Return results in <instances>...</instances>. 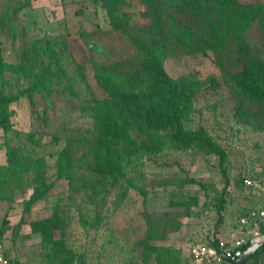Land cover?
I'll return each instance as SVG.
<instances>
[{"label":"rangeland","instance_id":"1","mask_svg":"<svg viewBox=\"0 0 264 264\" xmlns=\"http://www.w3.org/2000/svg\"><path fill=\"white\" fill-rule=\"evenodd\" d=\"M142 8L131 0L119 20L110 13L119 9L111 1L0 0V55L18 64L37 44L50 46L49 56L37 55L35 65L52 73L51 94H36L33 105L27 99L11 104L13 128L0 129V243L9 264H62L67 252L83 253L88 264H194L189 244L218 228L229 235L239 223L232 188L245 189L246 177L263 180L264 130L254 126L264 122V99L255 102L247 93L264 88V17L229 45L228 75L210 51L163 61L165 75L194 92L184 128L204 130L226 152L229 185L223 220L215 225L224 185L218 156L171 128L133 117V103L152 99L146 76L124 67L147 40ZM118 70L115 81L105 75ZM245 73L250 82L232 78ZM210 77L217 87L209 86ZM106 103L126 109L121 118L140 147L110 166L97 158V106ZM10 146L15 169L7 167ZM62 166L75 177L105 182L103 194L71 185Z\"/></svg>","mask_w":264,"mask_h":264},{"label":"trees","instance_id":"2","mask_svg":"<svg viewBox=\"0 0 264 264\" xmlns=\"http://www.w3.org/2000/svg\"><path fill=\"white\" fill-rule=\"evenodd\" d=\"M99 1H111L119 8L115 12L110 11L113 18L122 20L127 17V14L121 11V7L129 6L131 0ZM139 2L143 6L140 12L141 16L149 20L146 25L147 40L143 45L137 46L138 50L128 57L124 67L128 66L129 72H132L133 67H137L146 76L143 80V85H146L144 89L152 96V99L147 103H133L131 105L132 113L135 112L133 117L135 121L145 124H157L161 128H171L179 137L192 138L198 147L209 149L218 156V165L224 176V185L217 207L215 225H218L223 220L221 210L225 207L224 195L229 185L224 168L226 152L204 130H186L184 128L185 121L191 120L188 104L193 99L194 92L191 88H181L178 81L168 78L164 72L163 61L178 55H205L210 51L223 74L228 75L229 73L224 70L228 47L241 42L245 31L264 17V2L251 0H139ZM46 47L42 48L37 44L36 52L31 53L24 62L18 64L8 63L0 55V129L2 131L13 128L14 110L10 108L11 104L24 99L32 104L36 94H41L44 97L51 94L50 77L52 73L39 70L35 65L37 55L40 57L42 55L49 56L51 47ZM119 71L106 72L105 75L115 81ZM123 75H127V73ZM232 78L235 82H250L252 79L247 73L240 77L235 75ZM207 81L212 88L219 84L214 77L208 78ZM247 95L255 102H262L264 88H255L248 91ZM97 107L100 109V116L97 117L99 126L98 160L101 164L110 166L122 159H129L128 155L131 154L132 149L139 151L140 147L131 138L129 126L121 118V112H125L126 109L121 105L114 106L112 103L100 104ZM254 129L264 130V122L254 126ZM29 138L35 141L31 134ZM147 149L156 151L160 147L147 145ZM14 150L15 148L11 146L8 148L7 167L9 169H15L18 166V161L14 158ZM113 171L117 174L118 165ZM114 173L109 176L113 177ZM60 174L68 179L71 185L79 182L82 189L95 194H103L105 188L103 181L85 176L75 177L67 167L63 166L60 168ZM104 179L109 181L107 176ZM80 219L83 220L82 217ZM33 226L39 227L37 224ZM40 229L43 228L40 227ZM218 229L209 238L202 239L200 242L209 245L215 244L218 240L216 237ZM259 229L263 233L264 225L259 226ZM43 233L47 234L45 230ZM249 243L250 240L243 246V251L249 246ZM262 250H264V243L251 257L256 256ZM61 263L88 264L85 255L76 252H67L61 259Z\"/></svg>","mask_w":264,"mask_h":264},{"label":"built area","instance_id":"3","mask_svg":"<svg viewBox=\"0 0 264 264\" xmlns=\"http://www.w3.org/2000/svg\"><path fill=\"white\" fill-rule=\"evenodd\" d=\"M244 185L254 186L255 181L246 177L243 180ZM264 216V210H251L245 216L240 217L238 226L232 231L227 239H218L215 244H206L203 242H194L188 245V253L196 264H230L243 254V246L250 238L245 225L251 222L254 227L258 226L257 218ZM250 232V231H249ZM258 236V235H257ZM4 249L0 243V264H8L5 258Z\"/></svg>","mask_w":264,"mask_h":264},{"label":"crops","instance_id":"4","mask_svg":"<svg viewBox=\"0 0 264 264\" xmlns=\"http://www.w3.org/2000/svg\"><path fill=\"white\" fill-rule=\"evenodd\" d=\"M252 179L255 181L254 186H246L245 189H241L240 187L232 188V203L236 204L238 208H240L241 213L239 216H245L249 211L255 210L258 211L260 209L264 210V175L262 178L258 177ZM258 222V226L254 227L251 223V228L247 229L248 236L253 238L254 236L262 234L259 226L264 225V216L256 219ZM238 226V224H234L233 228L230 230L229 235H222L218 229L216 233V237L218 239H227L230 237L232 231ZM264 233V232H263ZM244 264H264V250L259 252L254 257H249Z\"/></svg>","mask_w":264,"mask_h":264},{"label":"water","instance_id":"5","mask_svg":"<svg viewBox=\"0 0 264 264\" xmlns=\"http://www.w3.org/2000/svg\"><path fill=\"white\" fill-rule=\"evenodd\" d=\"M264 243V233L250 240L249 246L243 254L234 260L231 264H244V262Z\"/></svg>","mask_w":264,"mask_h":264}]
</instances>
